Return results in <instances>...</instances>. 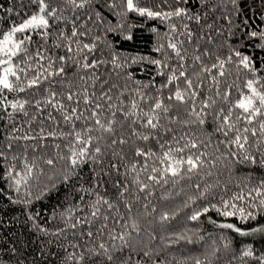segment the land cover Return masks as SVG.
Here are the masks:
<instances>
[{"label":"snow or ice","instance_id":"snow-or-ice-1","mask_svg":"<svg viewBox=\"0 0 264 264\" xmlns=\"http://www.w3.org/2000/svg\"><path fill=\"white\" fill-rule=\"evenodd\" d=\"M27 5L30 11L15 13L18 22L0 28V203L20 205L37 237H56L48 241L56 251L40 249L45 260L164 264L149 247L156 239L150 217L177 197L182 204L161 211V225L200 200L205 203L189 220L214 211L238 221L211 220L217 227L264 238V177L253 183L248 175L230 195L225 184L227 198L215 203L208 199L214 186L205 180L229 160H259L264 168V0L255 12L241 0ZM142 30L153 36L152 48L132 54L124 45ZM137 72H147V82ZM61 187L62 200L45 217L34 205ZM20 254L16 247L0 249L8 259ZM185 259L264 264V253L213 241Z\"/></svg>","mask_w":264,"mask_h":264},{"label":"trees","instance_id":"trees-1","mask_svg":"<svg viewBox=\"0 0 264 264\" xmlns=\"http://www.w3.org/2000/svg\"><path fill=\"white\" fill-rule=\"evenodd\" d=\"M26 7L21 9L19 7V0H0V28L5 27L6 24H10L13 20L19 21V17L15 15L18 11L28 12L31 10V6L27 5V0H24ZM245 4L251 7L252 11L255 12L259 9L261 0H241V6ZM12 7L14 9L12 14H7L6 9ZM71 17L74 15L71 11H66L64 13ZM71 22V21H70ZM69 22V23H70ZM115 36V33L113 34ZM56 34L53 33L50 43L56 41ZM153 36L147 31H136L134 33V41L128 42L124 45L128 48L132 54L136 52L148 53L152 48ZM136 67V66H133ZM136 77L145 82L149 79L147 72H137ZM159 79V78H157ZM203 139H207L206 136H202ZM223 151V146H221ZM212 151V149H209ZM253 154L259 155L252 150ZM39 167H45L40 164ZM87 169H85V172ZM248 175H252L253 183L264 177V168L260 167L259 160L256 165H252L248 162L235 163L232 160L227 162V167L223 164L220 165L219 172L214 170V175L212 177H205V180L212 184L214 187L211 189V194L208 199L215 203L220 196L227 198L231 192H235L238 189L235 187L236 184H242L245 182V178ZM219 180V186H215ZM45 182L42 178L39 187L43 186ZM198 183H203V181L196 180ZM32 185V191L38 192L39 187L36 186L35 181H30ZM227 184L230 191L227 195L224 193V185ZM22 186V192L24 191ZM13 198H16V194L10 193ZM64 194V189L61 187L60 192L50 194L43 203L36 202L35 208L41 210L45 217L51 215L52 209L58 204V201L62 200ZM190 194H192L190 192ZM183 199H186L184 197ZM183 200L181 197H177L176 201L173 202H161L158 206L157 213H154L150 219L154 223L150 226V230L154 231L156 234V239L151 241L149 247L154 249V251L159 252V259L164 261V264H176L177 261L181 264H192L190 259L185 258L190 255H201L206 248L216 242L217 246H221L224 243L231 241L233 248H239L242 250L246 246H251L257 254L264 253V238L260 235L254 236H238L237 234L231 232L227 229H221L213 224L211 220H216L217 223L220 222H234L238 223L236 218H224L218 216L214 211H210L208 214L202 215L198 221H191L187 217L192 214V211L198 209L204 201L197 200L196 203L191 204V206L183 211L174 218L161 225L159 221V213L161 211H169L170 213L175 210L176 205L182 204ZM62 208H56V211H61ZM26 217L23 214V210L20 205H13L7 200L0 203V249H11L16 247L21 249V254L18 257H13L8 259V255L0 256V264H17V259L23 261V264H51L50 261L45 260L44 256L40 255V249L43 247L46 251L50 248L56 251L55 243L49 245L48 241L58 242L56 237H46L42 234L37 237L36 234L29 230V224H24L23 221ZM55 222L49 224L52 227ZM142 228H149L147 220L144 218L140 219ZM251 223H255L254 221ZM177 236H185L192 240L193 243H188L187 239H181L177 241ZM223 237V239H221ZM145 241H147V236H144ZM173 241H176L173 243ZM10 255V253H9ZM239 264V262H237ZM249 264H254L249 260Z\"/></svg>","mask_w":264,"mask_h":264}]
</instances>
